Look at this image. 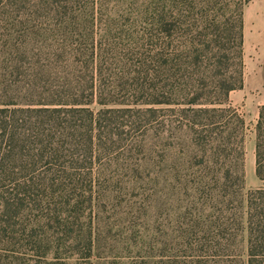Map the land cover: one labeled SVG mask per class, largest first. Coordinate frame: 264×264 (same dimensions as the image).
I'll list each match as a JSON object with an SVG mask.
<instances>
[{
  "label": "trees",
  "instance_id": "trees-1",
  "mask_svg": "<svg viewBox=\"0 0 264 264\" xmlns=\"http://www.w3.org/2000/svg\"><path fill=\"white\" fill-rule=\"evenodd\" d=\"M106 1L0 0V264H103L109 197L161 181L188 207L151 242L149 195L128 201V264H238L244 233L264 264V187L245 196L229 100L249 0H130L127 22ZM255 133L264 183V106ZM159 154L168 177L145 178Z\"/></svg>",
  "mask_w": 264,
  "mask_h": 264
},
{
  "label": "rangeland",
  "instance_id": "rangeland-1",
  "mask_svg": "<svg viewBox=\"0 0 264 264\" xmlns=\"http://www.w3.org/2000/svg\"><path fill=\"white\" fill-rule=\"evenodd\" d=\"M130 0H107L104 12L117 22L128 21V17L134 15L135 11L129 10ZM134 6V5H133ZM136 9V7H133ZM11 9V8H10ZM13 17V10L9 12ZM5 17V16H4ZM2 18V17H1ZM246 25V27H245ZM0 31V35L3 34ZM244 87L230 94V103L239 110L246 121V131L244 138V167L245 177V196L253 190L264 187L256 175V133L255 128L258 120L259 109L264 106V0H249L244 8ZM159 154L158 161L161 168L154 171L152 166L144 164L145 178H148L149 171L162 173L164 178L168 177L169 164L162 162L166 156ZM132 174L128 171V179ZM140 189L133 192L123 189L117 194L113 193L109 197L110 204L106 210L105 235L107 240L102 244L103 264H128V201L133 199L149 198L153 203L154 210L151 216V225L162 223L166 228L159 233L152 231L150 237L153 241L168 242L173 236V228L177 226L179 217L186 212L188 203L184 201V195L178 191L171 190L166 182L161 181L157 190V195L153 196L152 187L146 186V189L140 185ZM148 200V199H147ZM150 203V201H148ZM158 217V218H157ZM143 219L138 216L137 223H142ZM156 247L155 243L151 244ZM147 246V245H146ZM240 259L238 264H247V235L244 233L239 244ZM159 252L153 250L150 252L149 246L144 255L147 259H158Z\"/></svg>",
  "mask_w": 264,
  "mask_h": 264
},
{
  "label": "crops",
  "instance_id": "crops-1",
  "mask_svg": "<svg viewBox=\"0 0 264 264\" xmlns=\"http://www.w3.org/2000/svg\"><path fill=\"white\" fill-rule=\"evenodd\" d=\"M245 27H246V25H245Z\"/></svg>",
  "mask_w": 264,
  "mask_h": 264
}]
</instances>
